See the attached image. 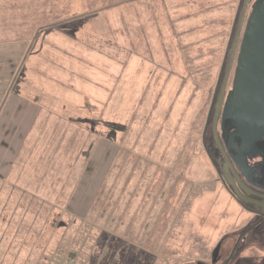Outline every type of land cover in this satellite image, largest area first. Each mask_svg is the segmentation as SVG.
Listing matches in <instances>:
<instances>
[{"label": "rangeland", "instance_id": "1", "mask_svg": "<svg viewBox=\"0 0 264 264\" xmlns=\"http://www.w3.org/2000/svg\"><path fill=\"white\" fill-rule=\"evenodd\" d=\"M239 6L0 0V67L18 59L0 85V264L226 263L253 220L205 146ZM90 163L104 196L83 214ZM235 254L264 264L251 241Z\"/></svg>", "mask_w": 264, "mask_h": 264}, {"label": "flooded vegetation", "instance_id": "2", "mask_svg": "<svg viewBox=\"0 0 264 264\" xmlns=\"http://www.w3.org/2000/svg\"><path fill=\"white\" fill-rule=\"evenodd\" d=\"M258 2L263 3L264 0H239L240 9L237 13L238 18L236 17L234 32L232 33L228 51L226 53V61L224 63L225 69L224 73H222L221 81L224 78L227 64H229L228 62L234 44L237 26L246 3H248V7L241 38L237 47L238 50L229 77L226 99L233 89L237 61L243 46L242 35H244L246 23L253 11V7ZM217 94L208 119L210 124L212 123L214 105L218 96ZM223 112L224 108L219 117L218 125L220 145L213 144L212 137L210 145L205 146L206 153L218 176V181L223 185L222 187H224L230 197L235 200L238 206H240L245 212L249 213L253 220L252 225L249 226L244 233L253 228L252 231L240 240L241 236L244 234L243 233L237 240L238 242L240 241L238 249L242 248L243 244L246 242L251 241L256 248L261 247V253H264V130L257 133L254 137L244 136L243 132L235 126L233 120L227 119L223 123ZM251 233L255 234L254 237L249 240L248 236ZM247 244V246H249L250 243ZM259 258L264 260V257Z\"/></svg>", "mask_w": 264, "mask_h": 264}, {"label": "water", "instance_id": "3", "mask_svg": "<svg viewBox=\"0 0 264 264\" xmlns=\"http://www.w3.org/2000/svg\"><path fill=\"white\" fill-rule=\"evenodd\" d=\"M247 7L248 3L245 4L240 16L229 64H227L222 81V74L220 76L217 88V92H219L218 94L216 92L218 96L212 117L213 144L220 143L218 125L223 108V123L227 119L233 120L235 126L243 132L244 136L254 137L257 133L264 130V2H258L253 7V11L247 20L245 32L242 35L243 46L237 61L233 89L226 99L229 77L238 50L237 47L241 38ZM252 229L244 233L240 240L250 233ZM239 242L232 253L233 255L225 264L231 263L234 255H236Z\"/></svg>", "mask_w": 264, "mask_h": 264}, {"label": "trees", "instance_id": "4", "mask_svg": "<svg viewBox=\"0 0 264 264\" xmlns=\"http://www.w3.org/2000/svg\"><path fill=\"white\" fill-rule=\"evenodd\" d=\"M8 58V57H7ZM18 62V59H16V63ZM16 63H8L4 64V67H0V85H4L3 92H7L12 87V82L9 83L11 76L9 75L11 69L13 68L12 65H16ZM2 65V64H0ZM12 67V68H11ZM1 70L4 74H1ZM2 80V81H1ZM13 81V80H12ZM3 92L0 91V105L3 100L2 94ZM2 98V99H1ZM114 147H110L112 149ZM110 155V154H109ZM95 165L93 163H90L88 166L86 172L84 173L81 181L79 182V185L74 192V194L71 196V201L76 203L78 210L83 214H90L94 211V206L98 204V202L103 201L102 198L104 196L103 190L99 189L100 183H101V175L98 174L97 178L94 174ZM98 186V189H97ZM89 188V189H87ZM84 189H86V192L83 193ZM113 199V196H111V200ZM105 202V201H104ZM118 208V199L113 200L112 205H109L110 212H113ZM116 218L119 216L118 214L114 215ZM121 219V218H120ZM117 230V229H116ZM115 238V237H114ZM117 239V238H116ZM65 245H61V247L58 249V251L61 248H64ZM69 254V253H68ZM70 263L76 264V261L71 258ZM95 256L94 259L92 258L90 262H95ZM118 262V261H117ZM123 262V263H122ZM125 264L124 259L120 260L118 262Z\"/></svg>", "mask_w": 264, "mask_h": 264}]
</instances>
